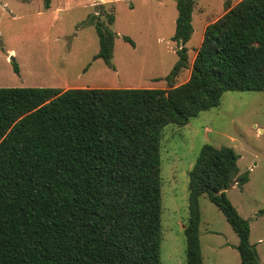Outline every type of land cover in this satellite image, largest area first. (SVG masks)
I'll use <instances>...</instances> for the list:
<instances>
[{
    "label": "trees",
    "instance_id": "16d2710c",
    "mask_svg": "<svg viewBox=\"0 0 264 264\" xmlns=\"http://www.w3.org/2000/svg\"><path fill=\"white\" fill-rule=\"evenodd\" d=\"M175 3L167 90L0 88V264H161V130L187 125L225 92H264V0H240L206 25L178 86L194 0ZM89 21L99 44L93 60L112 67L114 17ZM237 161L229 147L199 151L189 172L186 264H203L202 195L237 236L240 264H260L249 221L225 195L249 181Z\"/></svg>",
    "mask_w": 264,
    "mask_h": 264
},
{
    "label": "rangeland",
    "instance_id": "374dc122",
    "mask_svg": "<svg viewBox=\"0 0 264 264\" xmlns=\"http://www.w3.org/2000/svg\"><path fill=\"white\" fill-rule=\"evenodd\" d=\"M240 0H194L192 34L184 45L190 76L206 25ZM0 0V88L169 89L166 76L177 61L172 41L175 0ZM116 34L111 66L93 60L98 37L89 18L97 15ZM123 38H128L126 42ZM12 57V61L9 57ZM17 65L18 72L13 71ZM170 83V82H169ZM229 147L238 156L242 188L225 191L237 213L249 221V243L264 264V92H225L217 107L200 112L185 126L161 130V264H186L189 172L201 147ZM199 241L203 264H240L238 238L221 212L202 195Z\"/></svg>",
    "mask_w": 264,
    "mask_h": 264
},
{
    "label": "crops",
    "instance_id": "0c3cea01",
    "mask_svg": "<svg viewBox=\"0 0 264 264\" xmlns=\"http://www.w3.org/2000/svg\"><path fill=\"white\" fill-rule=\"evenodd\" d=\"M206 27V26H205ZM205 29V28H204ZM67 89H70L69 87H65L64 89L62 90H67ZM237 244H234L233 247H235Z\"/></svg>",
    "mask_w": 264,
    "mask_h": 264
},
{
    "label": "water",
    "instance_id": "95a60500",
    "mask_svg": "<svg viewBox=\"0 0 264 264\" xmlns=\"http://www.w3.org/2000/svg\"><path fill=\"white\" fill-rule=\"evenodd\" d=\"M9 60L12 61V57L11 56L9 57Z\"/></svg>",
    "mask_w": 264,
    "mask_h": 264
}]
</instances>
